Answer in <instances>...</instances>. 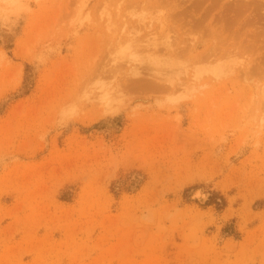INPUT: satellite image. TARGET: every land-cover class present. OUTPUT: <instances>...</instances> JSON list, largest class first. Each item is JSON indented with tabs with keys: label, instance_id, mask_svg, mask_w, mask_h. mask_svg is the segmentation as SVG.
Instances as JSON below:
<instances>
[{
	"label": "rangeland",
	"instance_id": "374dc122",
	"mask_svg": "<svg viewBox=\"0 0 264 264\" xmlns=\"http://www.w3.org/2000/svg\"><path fill=\"white\" fill-rule=\"evenodd\" d=\"M148 1L0 0V264H264V0Z\"/></svg>",
	"mask_w": 264,
	"mask_h": 264
},
{
	"label": "bare ground",
	"instance_id": "6f19581e",
	"mask_svg": "<svg viewBox=\"0 0 264 264\" xmlns=\"http://www.w3.org/2000/svg\"><path fill=\"white\" fill-rule=\"evenodd\" d=\"M163 1H166V2H168L169 3V5H171L172 7H171V9H173V11H177V10H180V9H184L185 7H183L181 4H179V3H177V1L176 0H149L148 2H153V4H160V3H162ZM182 1V0H181ZM189 1V0H188ZM205 0H195V3H194V5H191V6H193L188 12H190L191 14H194L195 15V17H196V20H198L197 22H195V23H192V21H191V26H196V27H198V26H200V23L202 24V20H203V16L201 15V13H198V10L199 9H201L202 10V12L204 11V9H205V7H206V5L204 4L205 2H204ZM204 2V3H203ZM183 3V2H182ZM212 3H214V1L212 2ZM167 4V3H166ZM243 5V4H242ZM242 5L241 4H238V3H235L232 7H231V10H233L234 12H236L237 14H238V12L237 11H239V10H242ZM190 6V7H191ZM199 6H202L203 7V9H202V7L200 8ZM209 6H211L210 4H209ZM245 6V5H244ZM159 7V6H158ZM246 7V6H245ZM206 8H208V6L206 7ZM247 8V7H246ZM207 10V9H206ZM179 12V11H178ZM240 12V11H239ZM177 13V12H176ZM235 14V13H234ZM234 14H232V16L230 17L231 18V22L229 21V23L230 24H232V22L233 21H235V20H237V18H236V16H235V18H234ZM236 14V15H237ZM240 14V13H239ZM242 14V13H241ZM172 15V14H171ZM239 16V15H238ZM241 16V15H240ZM163 18V17H162ZM162 18H161V20H162ZM229 18V19H230ZM222 19H223V17H222ZM165 20V19H164ZM163 20V21H164ZM164 22H166V21H164ZM163 22V23H164ZM168 22H169V20H168ZM223 22H224V19H223ZM227 22H228V20H227ZM182 26V25H181ZM219 27H221V30H220V28L218 29V30H220V31H212L213 32V38H215L216 40H217V42H215V45H214V52L213 53H215L214 55H215V57L217 56L216 54H217V47H218V45H220L221 46V43L223 44V42H222V39H219V38H223L224 36H225V33H224V24L221 22V25L219 26ZM180 28V25H179V23H178V25H177V29H179ZM215 30L214 29V27H212V26H209V29L210 30ZM232 40V39H231ZM224 41V40H223ZM178 44V43H177ZM200 45V43H196L195 44V47L197 48L198 46ZM217 45V46H216ZM234 47V46H233ZM238 49V48H237ZM175 50V49H174ZM212 53V54H213ZM211 54V55H212ZM211 55H208V56H206L207 58L209 57V56H211ZM224 60V59H223ZM161 61V59L159 60V58L157 59V61H155V63H159ZM162 61H163V59H162ZM243 61V60H242ZM236 65V64H235ZM228 72V71H227ZM154 75H155V72H151V75H150V77L151 78H149V79H154L153 77H154ZM152 83V82H151ZM200 192V191H199ZM201 193V192H200ZM200 195V194H199Z\"/></svg>",
	"mask_w": 264,
	"mask_h": 264
}]
</instances>
